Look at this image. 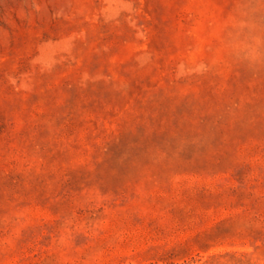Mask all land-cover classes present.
Wrapping results in <instances>:
<instances>
[{"label":"rangeland","instance_id":"1","mask_svg":"<svg viewBox=\"0 0 264 264\" xmlns=\"http://www.w3.org/2000/svg\"><path fill=\"white\" fill-rule=\"evenodd\" d=\"M0 264H264V0H0Z\"/></svg>","mask_w":264,"mask_h":264}]
</instances>
